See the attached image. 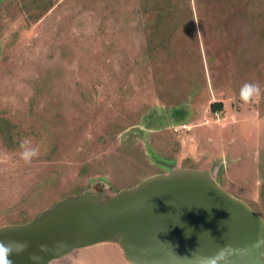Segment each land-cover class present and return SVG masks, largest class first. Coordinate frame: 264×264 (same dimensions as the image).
Here are the masks:
<instances>
[{
	"label": "rangeland",
	"instance_id": "374dc122",
	"mask_svg": "<svg viewBox=\"0 0 264 264\" xmlns=\"http://www.w3.org/2000/svg\"><path fill=\"white\" fill-rule=\"evenodd\" d=\"M174 167L264 222V0H0V226Z\"/></svg>",
	"mask_w": 264,
	"mask_h": 264
},
{
	"label": "water",
	"instance_id": "95a60500",
	"mask_svg": "<svg viewBox=\"0 0 264 264\" xmlns=\"http://www.w3.org/2000/svg\"><path fill=\"white\" fill-rule=\"evenodd\" d=\"M0 241L27 244L10 256L13 264H47L109 241L128 264H264L260 215L208 171L191 168L148 176L105 198L66 196L25 223L0 226Z\"/></svg>",
	"mask_w": 264,
	"mask_h": 264
},
{
	"label": "clouds",
	"instance_id": "9594fccd",
	"mask_svg": "<svg viewBox=\"0 0 264 264\" xmlns=\"http://www.w3.org/2000/svg\"><path fill=\"white\" fill-rule=\"evenodd\" d=\"M240 99L244 102H252L261 96V88L257 83H244L240 88ZM21 148L20 156L26 164H30L34 158H38L40 151L37 147L33 146L30 140H21L19 144ZM27 247V244L19 241H0V264H13L10 256L18 253ZM43 247V246H41ZM222 257H217L220 259ZM215 264V260L212 261Z\"/></svg>",
	"mask_w": 264,
	"mask_h": 264
},
{
	"label": "crops",
	"instance_id": "0c3cea01",
	"mask_svg": "<svg viewBox=\"0 0 264 264\" xmlns=\"http://www.w3.org/2000/svg\"><path fill=\"white\" fill-rule=\"evenodd\" d=\"M95 244L74 248L58 258L50 260L47 264H128L124 258L122 251H118V245H111L114 247L112 251L103 250L102 245L94 248ZM120 249V248H119Z\"/></svg>",
	"mask_w": 264,
	"mask_h": 264
},
{
	"label": "trees",
	"instance_id": "16d2710c",
	"mask_svg": "<svg viewBox=\"0 0 264 264\" xmlns=\"http://www.w3.org/2000/svg\"><path fill=\"white\" fill-rule=\"evenodd\" d=\"M209 107L212 111H217L220 109V103L219 102H212Z\"/></svg>",
	"mask_w": 264,
	"mask_h": 264
}]
</instances>
